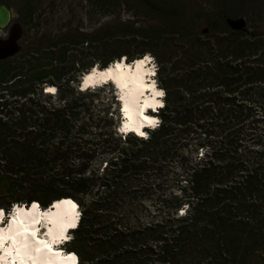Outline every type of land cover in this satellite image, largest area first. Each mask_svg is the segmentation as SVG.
<instances>
[{
	"label": "trees",
	"instance_id": "trees-1",
	"mask_svg": "<svg viewBox=\"0 0 264 264\" xmlns=\"http://www.w3.org/2000/svg\"><path fill=\"white\" fill-rule=\"evenodd\" d=\"M141 1L161 25L43 36L0 62V211L72 200L63 250L78 264H264V33L229 25L249 0L219 16ZM147 55L159 124L123 138L113 103L80 77Z\"/></svg>",
	"mask_w": 264,
	"mask_h": 264
},
{
	"label": "rangeland",
	"instance_id": "rangeland-1",
	"mask_svg": "<svg viewBox=\"0 0 264 264\" xmlns=\"http://www.w3.org/2000/svg\"><path fill=\"white\" fill-rule=\"evenodd\" d=\"M1 1L15 10L22 8L24 13L32 12L33 19L25 24L22 23V44L30 43L43 36L46 39H52L55 35L68 31H75L78 34H95L107 26L125 23H132L134 27L147 24L161 25L164 20L163 15L146 7L141 0ZM228 2L230 0H189V5H192L197 13L201 12V16H219L221 7L228 5ZM248 2L243 19L232 23V26L239 28L245 23V27L249 25V30L256 28L258 32L264 33V0H249ZM202 29L203 27L200 26V30ZM147 56L153 58L150 55ZM154 63L157 64L155 60ZM106 85L96 90H99L102 100L113 103L111 111L114 112V126L117 130L122 121L119 115L117 92L113 85ZM100 157L98 159H101ZM103 158L106 161L105 155ZM98 163L101 164V162ZM104 165L105 163L101 167L104 168Z\"/></svg>",
	"mask_w": 264,
	"mask_h": 264
},
{
	"label": "bare ground",
	"instance_id": "bare-ground-1",
	"mask_svg": "<svg viewBox=\"0 0 264 264\" xmlns=\"http://www.w3.org/2000/svg\"><path fill=\"white\" fill-rule=\"evenodd\" d=\"M3 12L4 11L0 12V24L5 23L6 15H4ZM145 57L137 59L132 62V64L127 63L125 60H119L103 70L94 67L88 73L84 74L83 80H81L80 84V90L82 91L96 89L104 84L113 85L119 98L117 99L119 104V115L122 120L119 124V131L117 132L123 135L128 133L133 134L139 138L147 135L145 128L155 126V124L153 125L149 123V120L157 122L156 117L148 114L149 108L155 109L159 106L161 107L163 104V101H160L159 99L160 97L155 96V92L159 91V89H157L155 84L149 80L150 78H148L152 74V70L147 67L150 57H148V60H145ZM139 61H144V63L138 66ZM117 65L120 67L117 68ZM45 89L46 94L55 95L56 93L54 87L47 86ZM49 89H53V91H49ZM121 97H124V99H121ZM126 101L129 104L128 111H126ZM140 109H143L142 114H140ZM145 117L148 119H145ZM125 125H127V128H125ZM122 129L124 130L122 131ZM137 129H139V131H137ZM140 132H143L144 135H140ZM34 205H36L35 209L33 206H30L29 208L20 206L16 207L15 216L12 219L9 230L6 232H0V247L6 241H10V246L3 250L5 255L1 257L0 263L4 262L3 264H13L16 262V264H49L50 258V264H76V255L71 252H66V255L69 256L63 257L60 253L53 254L45 250L46 256L38 257L35 262L28 256L17 254L16 249L18 245L13 243V237L16 236V232L21 228L19 223L20 220H25L29 223L30 228L38 229V231L40 228H37V224L42 222L43 226V224L46 223V233L49 237V242L53 241V236L58 237L61 230L66 234L70 228H74L65 227L67 223H71L73 220H75V226L78 223V206L70 199L54 202L52 205L53 207L45 212L37 209L38 204L35 203ZM57 205H59V207H57ZM72 205H75V208H73ZM30 208L31 210L28 211ZM2 217L3 212H0V220ZM14 219L17 221L16 224H13ZM33 220L37 221V223H31ZM49 229L53 230L52 235H49ZM66 237L69 238V235ZM16 239L19 240L20 237H16ZM66 239L67 238L61 239L59 240L60 242L53 243L52 246L58 245ZM9 256L11 257L12 263L7 260ZM72 256L75 257V260L69 259V257Z\"/></svg>",
	"mask_w": 264,
	"mask_h": 264
},
{
	"label": "snow or ice",
	"instance_id": "snow-or-ice-1",
	"mask_svg": "<svg viewBox=\"0 0 264 264\" xmlns=\"http://www.w3.org/2000/svg\"><path fill=\"white\" fill-rule=\"evenodd\" d=\"M148 57H145V60H148ZM144 61H139L138 62V66L143 64ZM120 66L117 65V68H119ZM90 79V78H89ZM49 91H53V89H49ZM164 95V93L162 91H156L155 92V96L157 97H162ZM121 99H124V97H121ZM129 109V104L126 101V111H128ZM143 113V109H140V114ZM145 119H148L147 117H145ZM151 124H155L156 122L153 120H149L148 121ZM125 128H127V125H125ZM124 129H122L123 131ZM137 131H139V129H137ZM140 135H144L143 132H140ZM65 203H71V202H65ZM57 207H59V205H57ZM73 208H75V205H72ZM33 208H36V205H33ZM17 221L14 219L13 220V224H16ZM21 228L19 231L16 232V236L13 237V243L17 244L18 247L16 249L17 254H23L25 256H28L29 258H31L34 262L38 257H44L46 256L45 250H47V252H51L52 251V245L55 242H58V240L61 239H65L68 238L65 236L64 231L61 230L59 236H53V241L49 242L46 240H39L37 239V233H38V229H33L29 227V223L26 222L25 220H20L19 221ZM31 223H37V221L33 220ZM65 227H75V220H73L71 223H67L65 225ZM53 234V230L49 229V235ZM16 237H20L19 240L16 239ZM69 259L71 260H75V257H69ZM49 264H50V258H49Z\"/></svg>",
	"mask_w": 264,
	"mask_h": 264
},
{
	"label": "flooded vegetation",
	"instance_id": "flooded-vegetation-1",
	"mask_svg": "<svg viewBox=\"0 0 264 264\" xmlns=\"http://www.w3.org/2000/svg\"><path fill=\"white\" fill-rule=\"evenodd\" d=\"M4 11L6 15L5 23L0 24V44L7 43L16 38L18 45V52L22 51V8L13 9L9 7L4 1L0 2V12ZM10 16V17H9ZM2 26V27H1ZM19 42V43H18ZM15 55V54H14ZM13 56V55H12ZM12 56L5 59H0V62L9 60Z\"/></svg>",
	"mask_w": 264,
	"mask_h": 264
},
{
	"label": "water",
	"instance_id": "water-1",
	"mask_svg": "<svg viewBox=\"0 0 264 264\" xmlns=\"http://www.w3.org/2000/svg\"><path fill=\"white\" fill-rule=\"evenodd\" d=\"M10 17V16H9ZM240 22V21H239ZM232 23L234 22H229V25L234 28L232 26ZM244 23V22H243ZM2 27V26H1ZM239 28H242V27H239ZM239 28H235V29H239ZM16 38L12 39L11 41L7 42V43H2L0 44V59H5L7 57H10L14 54H16L19 50L18 48V45L16 43ZM122 61V60H121ZM103 70V69H101ZM88 73V72H87ZM83 76L84 74L82 75V77L80 78V84H81V80H83ZM81 88V87H80ZM46 90V89H45ZM82 91V90H81ZM122 122V121H121ZM70 238V236H69Z\"/></svg>",
	"mask_w": 264,
	"mask_h": 264
},
{
	"label": "built area",
	"instance_id": "built-area-1",
	"mask_svg": "<svg viewBox=\"0 0 264 264\" xmlns=\"http://www.w3.org/2000/svg\"><path fill=\"white\" fill-rule=\"evenodd\" d=\"M147 57H149V56H147ZM145 59V58H144ZM147 67L148 68H150L151 70H152V74L148 77V78H150L149 80H151V82H153L154 84H155V86H156V88L157 89H159V91H162L163 93H164V91L163 90H161L159 87H158V85H157V81H156V79H157V70H158V66H157V64H155L154 63V59L153 58H151L150 57V61H149V63H148V65H147ZM44 92H45V90H44ZM117 97H118V95H117ZM164 98H165V94L162 96V97H160L159 99H160V101H164ZM164 103V102H163ZM162 106H164V104H162ZM158 124H159V121H158V119H157V123H155V125L156 126H158ZM118 131H119V128L117 129ZM123 138L125 137V136H127V135H129V134H121V133H119ZM146 137H147V135H146Z\"/></svg>",
	"mask_w": 264,
	"mask_h": 264
},
{
	"label": "clouds",
	"instance_id": "clouds-1",
	"mask_svg": "<svg viewBox=\"0 0 264 264\" xmlns=\"http://www.w3.org/2000/svg\"><path fill=\"white\" fill-rule=\"evenodd\" d=\"M147 57V56H146ZM119 99V98H118ZM80 213V212H79Z\"/></svg>",
	"mask_w": 264,
	"mask_h": 264
}]
</instances>
